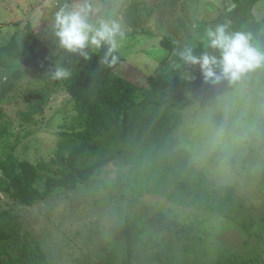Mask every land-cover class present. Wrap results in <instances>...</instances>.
I'll list each match as a JSON object with an SVG mask.
<instances>
[{
	"label": "rangeland",
	"instance_id": "obj_1",
	"mask_svg": "<svg viewBox=\"0 0 264 264\" xmlns=\"http://www.w3.org/2000/svg\"><path fill=\"white\" fill-rule=\"evenodd\" d=\"M64 2L0 0V47L13 37L24 42L26 26L31 24L52 48L57 61L63 57V66L69 69L71 59L80 56L66 55L48 30L52 14ZM127 4L128 33L120 50L125 61L117 72L144 87L149 86L150 76L160 70L178 68L192 74L193 79L187 81L184 88L190 105L183 111L181 127L174 133L173 150L179 156H175L173 162L193 166L214 185L233 187L247 202L251 218L244 222L193 210L166 197V188L160 195L143 194L136 182L147 175L137 174L133 166L120 162L121 159L114 160L101 176L78 189L57 188L51 198L33 206L19 204L0 194V211L15 213L24 227V240L43 247L49 264H230L231 261L264 264V170L250 169L236 160L232 177L220 179L215 172V158L208 168H200L192 163L187 150L188 144L200 143L199 137L188 140L190 110L195 101H199V107H207L228 89L218 90L221 86L205 84L199 66L177 67L175 50L160 45L162 38H169L177 48L178 42L193 39L194 32L202 31L203 27L226 21H230L235 30L264 37V0H127ZM194 23L201 28L193 29ZM7 73L0 65V89ZM41 85L30 74L2 106L5 120L14 124L16 135L21 134L16 157L32 164L55 157L60 133L67 130L75 116L71 96L58 90L50 94L44 115L36 116V123H23L22 114L35 106ZM29 131L31 133L26 135ZM93 161L90 159L85 164ZM165 164L159 161L162 172ZM120 176L131 177L132 182L123 188L115 187ZM42 183L40 179L39 184ZM162 214L191 227L193 232L186 239L192 238L173 243L155 220Z\"/></svg>",
	"mask_w": 264,
	"mask_h": 264
},
{
	"label": "trees",
	"instance_id": "obj_2",
	"mask_svg": "<svg viewBox=\"0 0 264 264\" xmlns=\"http://www.w3.org/2000/svg\"><path fill=\"white\" fill-rule=\"evenodd\" d=\"M26 30L24 42L13 37L7 45L0 47V65L8 70L0 89L1 195L19 204L33 206L51 198L57 188L78 189L101 176L114 160L121 159L120 162L133 166L137 174L149 176L136 182L143 194L160 195L166 188L164 195L176 204L237 221L245 222L251 218L247 202L233 187L214 185L193 166L173 162L175 156H179L173 150L174 133L181 127L183 111L190 105L184 95L187 81L182 80L181 69L160 70L150 76L149 86L144 87L117 72L125 61L120 53L119 62L112 67L100 65L99 57L93 55L91 61L74 57L70 76L52 80L48 74L57 62L54 51L31 24ZM160 45L173 51L176 48L169 38H162ZM30 74L42 85L36 93L35 106L22 114L23 123H36V116L44 115L50 94L58 90L71 96L75 111L67 130L60 133L55 157L37 164L16 157L21 134L16 135L14 124L5 120L2 107ZM90 159L94 161L85 164ZM159 161L166 162L163 172ZM40 179L42 184H39ZM116 182L115 187L123 188L132 182V178L120 176ZM155 220L173 243L192 238L186 239L193 232L187 224L164 214ZM23 231L14 212L0 211V264H49L43 247L25 241ZM128 258L131 260V255ZM230 264L239 263L231 261Z\"/></svg>",
	"mask_w": 264,
	"mask_h": 264
},
{
	"label": "clouds",
	"instance_id": "obj_3",
	"mask_svg": "<svg viewBox=\"0 0 264 264\" xmlns=\"http://www.w3.org/2000/svg\"><path fill=\"white\" fill-rule=\"evenodd\" d=\"M127 9V0H65L52 14L48 30L66 55L86 61L96 55L100 65L112 67L127 39ZM192 27L201 28L195 23ZM174 55L177 67L199 66L205 84L228 89L207 107L195 101L190 110L188 140L200 138L199 144L187 145L192 163L208 168L215 158L220 179L232 177L236 160L264 170V37L235 30L226 21L178 42ZM71 72L61 57L48 78L63 80ZM181 78L191 81L193 76L183 72Z\"/></svg>",
	"mask_w": 264,
	"mask_h": 264
}]
</instances>
